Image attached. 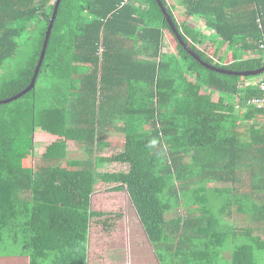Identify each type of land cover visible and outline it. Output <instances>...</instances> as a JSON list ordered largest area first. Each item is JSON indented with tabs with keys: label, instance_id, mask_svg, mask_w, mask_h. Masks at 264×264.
Returning a JSON list of instances; mask_svg holds the SVG:
<instances>
[{
	"label": "trees",
	"instance_id": "trees-1",
	"mask_svg": "<svg viewBox=\"0 0 264 264\" xmlns=\"http://www.w3.org/2000/svg\"><path fill=\"white\" fill-rule=\"evenodd\" d=\"M57 1L0 0V102L30 84ZM175 1L214 37L178 22ZM160 2L190 51L228 73L187 53L156 0H60L34 87L0 103V258L30 260L40 241L52 261L59 239L60 264H88L92 223L121 218L92 209L103 184L126 193L158 264H264V104L247 105L264 99V73L233 74L264 68V0ZM166 33L179 56L162 52ZM38 129L59 139L22 167ZM112 132L122 149L98 157Z\"/></svg>",
	"mask_w": 264,
	"mask_h": 264
},
{
	"label": "rangeland",
	"instance_id": "rangeland-1",
	"mask_svg": "<svg viewBox=\"0 0 264 264\" xmlns=\"http://www.w3.org/2000/svg\"><path fill=\"white\" fill-rule=\"evenodd\" d=\"M177 21H183V16L179 10ZM209 38L202 39L209 41ZM27 46L23 45L22 49L19 50L18 56L12 61L10 71L18 68L24 61L29 52V50H26ZM203 49L207 53H211L210 55L213 54V49L208 48L207 42L203 44ZM162 52L167 56H179L180 54L175 39L168 33H166L165 47ZM55 139L57 140L56 137H51L48 133L38 129L34 134V147L29 149L27 156L17 158V164L26 168L35 166L45 147L54 142ZM107 142L109 143V148L98 157H110L119 153L123 146V137L121 134L112 132L108 134ZM69 143V151H76L77 153V148L71 142ZM96 168L98 169L97 171L108 170L109 172L124 170V168L118 165L106 163H98L96 164ZM105 188L106 186L103 184L95 187V192L92 195V209L112 215H120L121 218L109 232H104L102 226L96 222L92 223L89 233L88 264H158L151 247L143 235V231L135 217L126 193L107 192ZM257 234L264 239V229H262V232H257ZM60 243L58 239L51 244L53 247V255L50 256L53 260L51 261V259H46L43 243L36 241L32 248L29 263L45 264L47 260L48 264H60ZM20 264H28V260H22Z\"/></svg>",
	"mask_w": 264,
	"mask_h": 264
},
{
	"label": "water",
	"instance_id": "water-1",
	"mask_svg": "<svg viewBox=\"0 0 264 264\" xmlns=\"http://www.w3.org/2000/svg\"><path fill=\"white\" fill-rule=\"evenodd\" d=\"M156 1H157L158 5L162 9V13L164 14L165 20H166L167 24L169 25L172 33L175 35L177 41L182 45V47L187 51V53H189L197 61H199V63L202 66H204V67H206V68H208V69H210L212 71H215V72H218V73H223V74L224 73H228L225 70L217 69L215 67L207 65L202 60H200V58L197 55H195L193 52H191L190 49L186 46V44H184L182 42V40H181L182 38L179 36L178 31L175 29L174 23L170 19L169 15L166 13L165 9L162 7L160 0H156ZM59 3H60V0H58L57 3L55 4L52 17L49 20V25H48V28H47V31H46V34H45V39H44V42H43V45H42V49H41V52H40L38 63H37V65L35 67V70H34V74H33L32 80H31L30 84L28 85V87H26V89H24L21 93H19L17 96L13 97L12 99H17L18 97L22 96L23 94L29 92L34 87L35 79H36V77L38 75L39 69H40V67L42 65V62L44 60L47 43H48V40H49V37H50V33H51L52 26H53V22H54V20L56 18V13H57V9H58ZM262 73H264V68L260 69L259 71L251 72V73L247 72V73H233V74H235L237 76L238 75L239 76H250V75L256 76V75H260ZM12 99H9V100H6V101L0 102V103H7V102L11 101Z\"/></svg>",
	"mask_w": 264,
	"mask_h": 264
},
{
	"label": "crops",
	"instance_id": "crops-1",
	"mask_svg": "<svg viewBox=\"0 0 264 264\" xmlns=\"http://www.w3.org/2000/svg\"><path fill=\"white\" fill-rule=\"evenodd\" d=\"M172 4L175 6V15H178V10L181 12V9H180L179 5L176 4V1H175V3H172ZM183 20L187 21L189 26H191L192 28L197 30L201 35L208 36V37L209 36L210 37H214L213 36L214 32L209 30L205 26V23L201 19H198V18L197 19L196 18H185L183 16ZM207 44H208V42H207ZM48 135L51 136V137H56L57 140L59 139L57 136H53L51 134H48ZM57 140L55 139V141H57ZM22 260H28V264H29V259L27 257H22V256H20V257H7V258L2 257V258H0V264H20V261H22Z\"/></svg>",
	"mask_w": 264,
	"mask_h": 264
},
{
	"label": "built area",
	"instance_id": "built-area-1",
	"mask_svg": "<svg viewBox=\"0 0 264 264\" xmlns=\"http://www.w3.org/2000/svg\"><path fill=\"white\" fill-rule=\"evenodd\" d=\"M259 48L264 52V42L260 43ZM259 81H260V89L261 91H264V79H260ZM263 104H264V99H262L261 101L251 100L247 103V105H256L257 107H262Z\"/></svg>",
	"mask_w": 264,
	"mask_h": 264
}]
</instances>
